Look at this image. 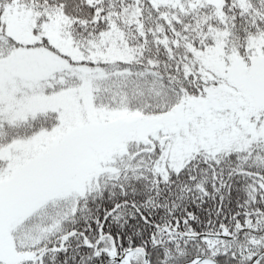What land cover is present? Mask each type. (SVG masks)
Wrapping results in <instances>:
<instances>
[{
    "label": "snow or ice",
    "instance_id": "6c2138e0",
    "mask_svg": "<svg viewBox=\"0 0 264 264\" xmlns=\"http://www.w3.org/2000/svg\"><path fill=\"white\" fill-rule=\"evenodd\" d=\"M0 264H264V0H0Z\"/></svg>",
    "mask_w": 264,
    "mask_h": 264
}]
</instances>
